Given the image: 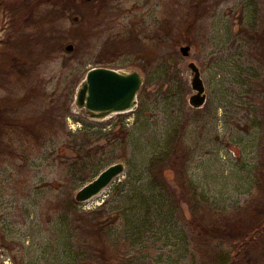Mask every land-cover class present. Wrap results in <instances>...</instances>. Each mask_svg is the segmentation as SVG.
Here are the masks:
<instances>
[{
	"label": "rangeland",
	"instance_id": "374dc122",
	"mask_svg": "<svg viewBox=\"0 0 264 264\" xmlns=\"http://www.w3.org/2000/svg\"><path fill=\"white\" fill-rule=\"evenodd\" d=\"M34 2L6 0L19 12ZM70 2L56 30L73 50L38 67L41 92L68 101L63 127L42 145L6 138L15 154L0 157V264H91L81 218L107 220L112 264H191L190 215L178 186L183 175L210 216L236 217L230 226L241 232V264H264V0ZM183 15L190 17L181 27ZM8 20L1 13L0 40L8 23L14 30L23 24ZM170 25L172 39L165 37ZM135 37L149 47L137 59L131 51L142 48L133 47ZM182 46L190 47L189 59ZM188 62L205 87L199 109L188 103L194 94ZM93 68L140 72L146 84L137 107L103 121L78 111L76 89ZM8 94L0 89V98ZM40 109L35 102L28 111ZM173 139L187 154L185 169L179 170L180 151L152 172L151 160ZM117 163L121 175L93 198L75 200ZM166 169L175 181L163 178ZM154 175L163 186L161 202L150 190ZM135 190L149 203H139ZM68 197L76 202L67 213ZM135 213L138 219L130 218ZM133 223L141 228L136 241L125 234Z\"/></svg>",
	"mask_w": 264,
	"mask_h": 264
},
{
	"label": "trees",
	"instance_id": "16d2710c",
	"mask_svg": "<svg viewBox=\"0 0 264 264\" xmlns=\"http://www.w3.org/2000/svg\"><path fill=\"white\" fill-rule=\"evenodd\" d=\"M70 1L72 0H35L32 4L31 15L25 19L23 17L24 12L32 5L26 4V7L24 6L21 11L22 14H20L21 12L16 11L17 8L14 5L10 6L6 0H0V15L2 13L4 17L9 19L8 21L12 19L15 21L17 17L21 21L23 19V24L15 30L14 24L7 22L8 32L6 33L5 28H3V38L0 40V89L7 90L9 93L7 97L0 98V157L15 154L12 149L13 145L9 140L5 141L6 138L15 136L23 141L42 145L47 138L57 136L58 130L63 127L62 123L66 117L68 101L61 102L63 96L61 94L47 95L41 92L38 67L44 62L59 57L64 50V43L67 38L56 30V26L60 21L69 17L67 8L71 3ZM79 1L83 4L89 3L85 0ZM93 1L90 0V2ZM192 6L193 4H191V8H193ZM108 10L110 8L105 7L104 12ZM189 15L191 14L189 13ZM189 15H183L179 19L178 24L181 27L185 25ZM168 25L169 20L167 19ZM165 30V37L172 39V26L170 25ZM132 39L136 40L133 47L138 46L142 50L137 49L136 52L131 51V53L136 55V59L141 58L149 47L142 44V40L138 37ZM144 84H146L145 81ZM11 90L18 92L16 96L11 93ZM143 92L144 89L141 88L138 95L139 99H142ZM45 101H47L46 104ZM35 102L39 103L40 112L29 113L28 108ZM174 142L175 139L172 140V148L167 144L166 153L157 155L151 160L149 169L152 172H158L167 167L165 165L174 161V156L180 151L183 154L179 170L185 169L187 154L182 150L181 145H177V142L174 144ZM180 173L182 174V171ZM162 176L166 181L169 179L175 181L170 170L166 169ZM186 178L185 175L182 176V179L180 177L178 186L181 191V200L186 204L190 215L187 226L192 234L191 264H241L243 259L240 257L243 247V243L240 241L241 232L237 230L236 226H230L236 217L232 219L233 216H210L211 211L206 206H201L203 203L195 199V191ZM152 180L154 183H150V190L154 193L157 201L161 202L163 200V186L161 188V183L157 181L156 175ZM137 192L135 190L134 195L139 203H149L148 198H145L141 191ZM75 202L68 197L67 202L62 204L64 210L67 213L71 212L75 207ZM130 218L138 219V216L135 213ZM80 221H82L80 229L82 227L85 229L83 234L91 264H112V260L108 258L107 220L103 218H81ZM133 224L130 230H125V234L130 237L129 239L134 238L136 241L141 238V228L137 226L138 224ZM258 230L257 228L253 229V236L259 234Z\"/></svg>",
	"mask_w": 264,
	"mask_h": 264
},
{
	"label": "water",
	"instance_id": "95a60500",
	"mask_svg": "<svg viewBox=\"0 0 264 264\" xmlns=\"http://www.w3.org/2000/svg\"><path fill=\"white\" fill-rule=\"evenodd\" d=\"M72 21L77 22L78 17H73ZM64 50L71 52L73 46L69 44ZM179 51L184 59H189V46H182ZM186 67L190 71V87L194 92L189 97L188 103L192 108L199 109L206 102L205 87L195 63L188 62ZM143 84L144 77L138 71L93 68L87 71L76 89L74 107L86 118L95 121H103L112 115L131 112L137 107L138 95ZM123 172L122 164L110 165L84 185L76 193L75 200L85 202L93 198Z\"/></svg>",
	"mask_w": 264,
	"mask_h": 264
}]
</instances>
